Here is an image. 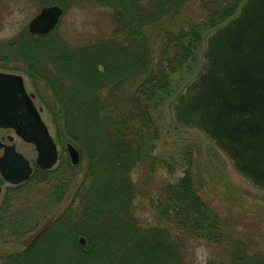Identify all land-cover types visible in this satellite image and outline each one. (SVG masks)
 <instances>
[{"label": "trees", "instance_id": "trees-1", "mask_svg": "<svg viewBox=\"0 0 264 264\" xmlns=\"http://www.w3.org/2000/svg\"><path fill=\"white\" fill-rule=\"evenodd\" d=\"M41 1L63 7L81 0ZM83 1L112 9L109 37L71 47L53 30L23 33L8 45L23 73L46 81L57 108L56 139L74 144L88 167L69 218H54L21 251L1 256L0 264H190L186 241L193 238L219 249L206 264H264L255 240L236 232L237 217L222 214L201 195L203 180L190 163L175 182L151 187L157 192L148 196L158 212L156 223L143 226L134 215L141 192L133 172L142 167L153 173L167 165L153 152L165 107L180 90L172 75L191 80L207 34L232 18L244 0ZM56 47L68 52L58 53L60 64H43L49 51L59 52ZM62 165L75 171L80 163ZM39 171L37 180L61 174L59 168ZM8 207L5 199L0 213ZM62 218L69 238L59 229L65 226ZM5 229L0 220V231ZM76 234L86 238L85 246L77 244Z\"/></svg>", "mask_w": 264, "mask_h": 264}, {"label": "rangeland", "instance_id": "rangeland-1", "mask_svg": "<svg viewBox=\"0 0 264 264\" xmlns=\"http://www.w3.org/2000/svg\"><path fill=\"white\" fill-rule=\"evenodd\" d=\"M41 2L43 1L0 0V71H8L23 77L25 90L32 97L41 119L57 145L58 161L53 169L59 168L61 174L42 180L33 177L19 189L20 191L17 189L12 191L8 209L5 207L6 211L0 213V220L7 226L4 232L0 231V257L21 251L54 218H61V216L69 218L68 214L71 212L67 214V210H76L79 205L76 192L79 191L88 167L87 160L76 147L80 156L79 168L73 171L61 166L63 162L70 163V159L66 151V143L63 144L56 139L55 122L58 119L55 113L57 109L55 97L45 80L36 76H33L35 79L29 77L21 71L24 68L22 61L17 63L10 58L9 42L23 33H28V23L43 8L56 6L55 4L44 5ZM61 8L63 13L54 28L55 37L61 38L63 42L66 41L71 47L96 42L111 35L113 11L109 7L81 0L75 3L67 2ZM51 46L52 44L49 45ZM58 50L59 52L53 49L47 53V56H43V64L49 66L60 64L55 58L59 54L64 55L68 52ZM2 58H5L4 61H1ZM172 79L181 82L178 95L190 82L185 74L180 73L172 75ZM172 103H168L165 107L160 139L153 152L167 165H163V168L153 173L145 171L142 167L133 172L132 178L141 192L136 196L139 201L134 215L139 218L143 226L156 223L158 212L151 206L148 196L151 194L155 198L157 192L151 187L157 188L161 182H175L184 175L187 170L186 164L190 163L191 172L203 180L204 193L201 192V195L205 200L213 207L219 208L222 214L231 213L236 216L238 225L236 232H239V236L245 240L254 239L264 253V190L254 187L236 171L228 158L198 129L176 125L171 117ZM24 151L27 157H37L33 145H27ZM145 189L146 193L143 194ZM4 197L0 199V207L6 199ZM61 225L59 229H62L63 233L65 231L66 234L63 235L69 238L71 235V231L68 230L69 223L66 224L64 220L65 226ZM81 238L84 239L83 244L80 243ZM75 240L81 246L86 245V238L82 235L76 234ZM186 242V260L190 264H206L207 260L219 252L216 246L195 238ZM115 243L111 241L112 246H115ZM62 248L63 245H60L59 250Z\"/></svg>", "mask_w": 264, "mask_h": 264}, {"label": "water", "instance_id": "water-1", "mask_svg": "<svg viewBox=\"0 0 264 264\" xmlns=\"http://www.w3.org/2000/svg\"><path fill=\"white\" fill-rule=\"evenodd\" d=\"M63 10L43 8L30 20V35L54 30ZM172 120L204 134L254 187L264 190V0H245L235 16L209 32L194 76L171 106ZM0 126H10L37 151L36 164L53 168L57 146L41 119L23 77L0 72ZM70 162L80 161L78 150L66 145ZM12 169H1L7 182L18 184L31 175L19 154ZM84 243V239H80Z\"/></svg>", "mask_w": 264, "mask_h": 264}, {"label": "flooded vegetation", "instance_id": "flooded-vegetation-1", "mask_svg": "<svg viewBox=\"0 0 264 264\" xmlns=\"http://www.w3.org/2000/svg\"><path fill=\"white\" fill-rule=\"evenodd\" d=\"M0 72L10 73L8 71ZM27 145L32 144L27 143L22 138H20L16 134V131L13 127L0 126V199L5 196L8 200V204L11 201V196L13 195L12 191H15V189L18 187L24 186V184H26L35 174L40 172L39 169H41L37 166L35 162L36 158H30L26 156L24 149ZM17 154L21 155L29 163L32 172L28 179H26L25 181L18 184H13L7 182L4 179L1 173V169L3 170L4 166H7V168L12 169V167H14L15 164L18 162L19 169L23 171L25 167L22 163L19 162Z\"/></svg>", "mask_w": 264, "mask_h": 264}]
</instances>
